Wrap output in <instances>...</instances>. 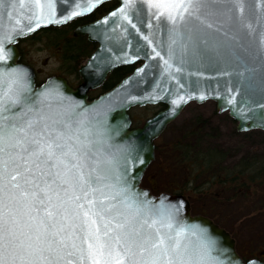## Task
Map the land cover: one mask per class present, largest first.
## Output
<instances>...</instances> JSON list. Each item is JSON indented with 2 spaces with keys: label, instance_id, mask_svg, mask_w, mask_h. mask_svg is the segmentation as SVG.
I'll return each instance as SVG.
<instances>
[{
  "label": "water",
  "instance_id": "obj_1",
  "mask_svg": "<svg viewBox=\"0 0 264 264\" xmlns=\"http://www.w3.org/2000/svg\"><path fill=\"white\" fill-rule=\"evenodd\" d=\"M108 1L112 0H92L94 7L82 11L89 0H51L54 5L51 14L50 0H40L42 9L35 5V0H24L23 7L15 0L17 7L0 9V35L14 29L13 39L4 45L9 58L0 62V72L5 74L0 81V91L8 88L7 74L11 69L22 70L31 89L24 93L30 104L45 88L58 90L60 96L53 95L43 101L44 113H67L74 123L79 122L101 153V159L111 157L122 163L121 157L128 154L132 161L129 171L132 189L146 193L143 198L156 206L154 211L167 212L168 205L179 209L174 218V230L194 225L207 228L226 261L264 264L260 258L245 260L238 253L231 233L210 217L193 214L186 196L169 192L154 194L142 185L145 172L156 156V139L191 102L214 101L218 113L227 112L237 122L238 132H264V0H239L243 13L237 8V0H208L209 7L203 14L212 24L211 28L194 18L174 25L166 15H156V9L149 6L148 0H132L126 13L129 19L125 20L119 14L111 15L124 6V0H114L119 4L117 8L73 31L75 37L86 36L97 44L78 69L80 84L73 87L61 75L49 76L38 84L35 68L21 60L20 40L87 17ZM73 11L79 14L72 15ZM36 15L45 18L39 26L33 19ZM170 47L174 52L172 57H169ZM165 60L172 67L166 69ZM139 62V66L112 88L90 99V91L100 88L111 72ZM176 68L182 70L177 72ZM177 100L178 103H173ZM158 104L164 105V109L146 119L143 125L133 127L130 114L133 107ZM161 199L164 200L162 208ZM185 236L182 243H195L190 231Z\"/></svg>",
  "mask_w": 264,
  "mask_h": 264
},
{
  "label": "snow or ice",
  "instance_id": "obj_2",
  "mask_svg": "<svg viewBox=\"0 0 264 264\" xmlns=\"http://www.w3.org/2000/svg\"><path fill=\"white\" fill-rule=\"evenodd\" d=\"M148 3L156 15H166L174 25L194 18L212 27L203 14L208 0ZM131 4L132 0H124V6L111 15L128 20ZM35 5L43 8L40 0ZM19 6H24V0H19ZM15 7V0H0V9ZM53 7L50 0V14ZM92 7L89 0L81 10ZM237 8L243 13L239 0ZM8 15L12 17L10 10ZM33 19L37 26L45 20L42 15ZM12 31L0 35V62L9 58L4 45L13 39ZM173 55L170 47L169 57ZM164 64L166 69L172 67L168 60ZM4 75L0 72V81ZM7 75L9 86L0 91V264H232L222 258L207 228L174 230L176 206L168 205L167 212L154 211L156 206L143 198L147 194L132 189L128 154L121 157L122 163L111 157L101 159L79 122L67 113L45 114L43 101L60 96L58 90L45 88L30 104L24 93L31 89L22 70L11 69ZM189 231L194 244L182 243Z\"/></svg>",
  "mask_w": 264,
  "mask_h": 264
},
{
  "label": "trees",
  "instance_id": "obj_3",
  "mask_svg": "<svg viewBox=\"0 0 264 264\" xmlns=\"http://www.w3.org/2000/svg\"><path fill=\"white\" fill-rule=\"evenodd\" d=\"M105 9L106 7H103L91 15L76 19L65 26L50 27L22 39L19 43L22 54L21 60L26 62V52L22 43L44 38L47 47L54 48L59 54L62 62L60 75L66 77L69 83L74 85L69 76L76 75L79 78L78 69L94 51L95 45L86 36L75 37L73 30L77 25L93 20ZM130 72L128 66L114 70L101 88L90 92V98L92 99L109 90ZM37 81L38 84H41L44 80L37 79ZM157 106L164 108L163 105ZM131 116L133 127L142 124L137 116L132 113V110ZM207 122V120L197 118L191 129L181 130L180 136L175 135L167 145L160 146L156 140V152L161 153V157L156 158L158 160L151 164V168L157 169L163 180L161 185L157 186L151 180V176H148L142 180V185L149 188L154 194L169 192L186 196L191 203L193 214H205L223 227L221 223L216 221L212 209L197 208L196 201L211 200L217 206L224 208L232 203L237 205L238 203L256 201L258 197L253 193V190L264 185V159L261 160L260 164V151H254L248 156H241V149L225 147L219 141L217 133L214 132V129H210ZM234 132L236 133V130ZM162 148L164 152H162ZM226 230L236 239L230 229L226 228ZM237 251L245 260L251 258L264 260L263 250L250 253L251 256L243 252L239 246H237Z\"/></svg>",
  "mask_w": 264,
  "mask_h": 264
},
{
  "label": "rangeland",
  "instance_id": "obj_4",
  "mask_svg": "<svg viewBox=\"0 0 264 264\" xmlns=\"http://www.w3.org/2000/svg\"><path fill=\"white\" fill-rule=\"evenodd\" d=\"M22 47L26 52V62L36 70L37 79L45 80L51 75H60L62 62L59 54L54 48L47 47L44 38L38 41L24 42L22 43ZM84 61L83 63H85ZM69 79L74 85L79 82V78L76 75L69 76ZM162 108L156 105H149L145 107L136 106L131 110L143 124L147 118ZM197 118L208 121L210 129H214L219 141L225 147L241 149V156H248L254 151H260L259 157L261 159L259 161L261 164V160L264 159V132L261 130L238 132L236 129L237 122L227 112L218 113L216 103L212 100L202 104L196 102L189 103L182 110L181 114L167 127L168 129L166 128L163 134L157 138V143L160 146L167 145L175 135L180 136L181 130L185 128L191 129ZM235 130L236 133L234 132ZM162 152H164L163 148ZM157 157L160 158L161 153L156 152L154 161ZM151 164L146 170L144 178L151 176V180L157 186H160L163 179L160 177L157 169L151 168ZM253 193L258 197L256 201L238 203L237 205L232 203L225 206V208L217 206L211 200L196 201L197 208L212 209V213L216 216V221L221 223L225 229H230L234 233L236 236V247L239 246L248 256H251L250 253L258 250L264 251V185L255 188Z\"/></svg>",
  "mask_w": 264,
  "mask_h": 264
},
{
  "label": "flooded vegetation",
  "instance_id": "obj_5",
  "mask_svg": "<svg viewBox=\"0 0 264 264\" xmlns=\"http://www.w3.org/2000/svg\"><path fill=\"white\" fill-rule=\"evenodd\" d=\"M118 2L117 1H114V0H112V1H109V2H106L105 4H103L102 6H100L98 9L99 10H101L103 7L105 8L106 7V9H105V11L103 12V13H101V14H99V15H97L96 16V18H94L93 20H90L89 22H92V21H95V20H97V19H99V18H101L102 16H104V15H106L107 13H109L110 11H112V10H114L115 8H117L118 7ZM97 9V10H98ZM89 22H85V23H81V24H79V25H83V24H86V23H89ZM79 25H77V26H79ZM76 26V27H77ZM75 27V28H76ZM95 45V49L97 48V44H94ZM94 49V50H95ZM141 63H136V64H133V65H131V66H128V68H130V70H131V72L137 67V66H139ZM130 72V73H131ZM112 73V72H111ZM110 73V74H111ZM110 74H109V76H110ZM128 75V74H127ZM108 76V77H109ZM80 82H81V78H79V82H78V84H76V85H74L75 87L76 86H78L79 84H80ZM101 94V93H100Z\"/></svg>",
  "mask_w": 264,
  "mask_h": 264
}]
</instances>
